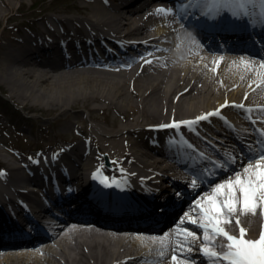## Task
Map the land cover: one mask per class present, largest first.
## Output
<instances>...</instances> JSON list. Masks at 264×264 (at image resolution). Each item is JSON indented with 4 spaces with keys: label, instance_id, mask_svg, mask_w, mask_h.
Masks as SVG:
<instances>
[{
    "label": "bare ground",
    "instance_id": "bare-ground-1",
    "mask_svg": "<svg viewBox=\"0 0 264 264\" xmlns=\"http://www.w3.org/2000/svg\"><path fill=\"white\" fill-rule=\"evenodd\" d=\"M25 1L0 0V86L5 87L7 95L14 102L17 101L29 111L35 107L58 111L67 125L77 129L82 141L64 146L60 152L65 165L43 166L41 171H46V178H33L44 188L45 194L63 208L67 206L59 198L64 200L69 196L65 190L59 196L49 189L48 185L54 183V178L62 179L75 190H82L76 196L83 197L91 188L90 173L99 167L101 157H107L114 167L125 169L124 193L135 195L139 201H143L134 202L133 213L142 209L151 213L155 203L168 192L166 183L170 179H165L166 174L162 171L169 170L165 161L155 157L157 148L146 141L152 133L146 129L147 125L157 124L170 116L176 119L196 118L201 110L206 111L227 96L228 101L237 103L242 100H248L250 104L264 103L263 72L256 74L252 60L244 55L221 59L216 76L222 80L217 86L209 79L207 70L201 71L202 68L207 69V60L197 53L198 49L190 51V45H184L181 37L171 42L169 52L162 54L153 51L157 45L151 40L164 29L156 27L152 38L147 37L144 33L146 24L143 23L145 14H140L142 10L135 4L136 0H83L62 6L52 5L51 0H39L40 8L30 11L39 13V25L33 22L31 30L17 39L22 43L10 48L8 38L14 35L9 30L18 28V25L11 23L16 4L26 6ZM46 11L59 14H46ZM70 11L81 15L65 14ZM11 38L14 40L17 37ZM60 40L68 42L67 53L60 49ZM145 52L148 54L146 58L143 57ZM119 63H126L130 67L121 68ZM100 64H103V69L94 67ZM200 78L202 87L198 85ZM232 84L237 86L230 91L228 87ZM72 108L77 109L75 114ZM226 111L229 113V124L221 122L222 127L207 126L213 132L224 133L234 142L239 135L250 134V126L243 115L241 117L230 108H226ZM84 114L92 123L81 124ZM5 162L7 169L0 174V188L4 182L24 179L20 164L10 159H5ZM175 173H170L173 176L171 185L181 184V178ZM211 185L207 181L197 182L195 187L180 192L179 196L190 194L193 199L202 202V197L210 194ZM22 195L36 203L41 202L30 192ZM176 196L169 194V199L165 198L169 207L176 206L171 200L173 197L179 198ZM7 198V202L13 206L20 205L13 195ZM4 203V195L0 194V205ZM87 207H91L90 204ZM72 217L80 221L91 219L77 215ZM263 222L259 214L240 216V225L247 230L246 238L259 236V226ZM231 226L229 233L239 235L237 226ZM6 228L7 225H0V230ZM195 230L200 239L195 241L196 244L202 241V235ZM65 237L60 240L50 235L39 243L22 241L20 245L27 248L17 249L12 254L16 261L11 264H62L60 259L66 257L65 247L72 249L70 259H67L70 263H106L100 255L76 251V247ZM218 242L225 244L223 239ZM7 245L6 242L0 243L1 247ZM188 255L191 259L185 260L184 264H213L194 249ZM171 257L172 251L162 259L157 256L121 264H173ZM5 260L6 255L0 257V262Z\"/></svg>",
    "mask_w": 264,
    "mask_h": 264
},
{
    "label": "snow or ice",
    "instance_id": "snow-or-ice-1",
    "mask_svg": "<svg viewBox=\"0 0 264 264\" xmlns=\"http://www.w3.org/2000/svg\"><path fill=\"white\" fill-rule=\"evenodd\" d=\"M247 2L251 3L252 0H247ZM237 3L239 0H190V4L197 6L215 5L214 8H209L201 13L213 23L223 21L225 16L239 20L241 18L240 13L229 12L228 10L230 5ZM259 3L264 9V0H259ZM161 13H165V9L156 10V14ZM260 21L264 24V11H262ZM146 63H150V61H146ZM260 67L264 69V62L261 63ZM245 98H247V94H245ZM226 106H228L227 102L221 107ZM235 106L244 107L242 104ZM260 111L264 112V108ZM219 115L220 112L217 109L200 115L192 121H173L159 127L179 128L187 125L192 128L200 121ZM250 159L255 160L254 165L249 163L243 167L242 173H236L234 179L215 184L211 193L202 197L201 204L194 206L198 209L197 218L192 219L190 223L202 231L203 243L200 246V254L210 258L213 264H264V226H262L257 239H248L246 238L247 230L240 225V216L259 214L264 219V147H261L260 152ZM232 163H235V159L232 160ZM197 180L191 182L193 187L196 186ZM187 215L188 213H185V216ZM180 223L183 225L185 221L181 220ZM232 224L237 226L238 236L230 234L227 230L228 226ZM174 231L176 230L174 229ZM166 237L167 234H165ZM197 239L198 237L193 231L184 229L183 237L178 236L176 244L172 246L173 264H177V262L184 264L185 260L191 259L188 253L192 251ZM220 239L226 240L227 243L220 244L218 242ZM159 258H164L163 251Z\"/></svg>",
    "mask_w": 264,
    "mask_h": 264
},
{
    "label": "rangeland",
    "instance_id": "rangeland-1",
    "mask_svg": "<svg viewBox=\"0 0 264 264\" xmlns=\"http://www.w3.org/2000/svg\"><path fill=\"white\" fill-rule=\"evenodd\" d=\"M83 0H51L50 3L54 6H62L66 3L71 2H81ZM34 3L32 6H27L29 3ZM26 6L21 7V15L15 16L11 22L21 23L20 29L22 32L25 28L29 27V22L33 20L39 25V18L37 17L39 13H31V10L37 11L40 8L41 1L39 0H26ZM18 4H16L17 7ZM31 14V15H30ZM46 14H59L52 11H46ZM67 15H81L80 13L70 11L65 13ZM34 15V16H32ZM25 25V26H24ZM213 84L220 86V81L218 78L209 77ZM200 85V81L198 82ZM0 111H2L6 117H2L0 114V124L5 127L0 126V141L7 140L5 146L6 152L11 153L12 151H20L15 146L23 150L24 156H29L35 153L34 149L40 148L39 151H45V148H50L51 145L60 146L62 143L78 142L80 139L74 134L73 126L67 125L65 120H62L58 114V111H46L43 108H30L22 107L17 101L14 102L8 95L4 86H0ZM7 102V103H5ZM74 114L76 113V108H72ZM72 110V111H73ZM1 113V112H0ZM111 115L115 116V113L110 111ZM63 116V115H62ZM84 121H86L85 115L81 116ZM8 123V124H7ZM72 126V127H71ZM13 127H16L13 129ZM23 129V130H22ZM14 131H17L14 132ZM29 151V152H28ZM34 151V152H32ZM16 156V155H14ZM6 162L0 159V166H6Z\"/></svg>",
    "mask_w": 264,
    "mask_h": 264
}]
</instances>
